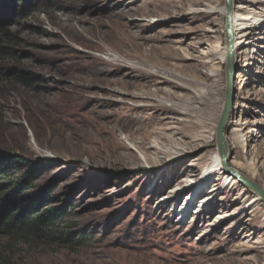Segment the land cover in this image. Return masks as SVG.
<instances>
[{
    "label": "rangeland",
    "instance_id": "rangeland-1",
    "mask_svg": "<svg viewBox=\"0 0 264 264\" xmlns=\"http://www.w3.org/2000/svg\"><path fill=\"white\" fill-rule=\"evenodd\" d=\"M178 1H1L0 155L25 161L18 172H31L30 193L47 192L53 205L45 212L63 213L54 230L72 234L66 242L55 235L42 242L2 237L0 249L14 264H264V202L240 183L227 187L222 177L211 197L210 190L199 195L202 213L187 209V223L175 222V201L165 204L172 191L183 189L180 179H197L215 165L227 87L225 17L214 13L225 0H204L179 14L170 10ZM233 6L241 19L224 128L227 164L253 173L257 180L250 181L262 188L264 0H233ZM192 12L197 21L189 24ZM185 36L183 44H169ZM196 44L214 53L200 61L210 63L202 73L210 77L205 86L217 89V106L197 130L203 144L170 146L157 138L172 139L160 120H185L184 111L153 109L172 103L132 98L134 89H120L118 81L130 68L154 73L157 64L178 66L175 50L189 60L179 65H190L189 48ZM142 137L148 162L136 149ZM12 182L0 183V205ZM184 200L176 202L178 210Z\"/></svg>",
    "mask_w": 264,
    "mask_h": 264
},
{
    "label": "bare ground",
    "instance_id": "bare-ground-1",
    "mask_svg": "<svg viewBox=\"0 0 264 264\" xmlns=\"http://www.w3.org/2000/svg\"><path fill=\"white\" fill-rule=\"evenodd\" d=\"M204 0H179L178 2H174L171 6L170 10L174 13H184L190 11L191 8L200 7ZM233 2V0H232ZM210 3L216 4V0H210ZM214 13L222 15L225 17V4L220 6V9ZM195 12H192L190 16L186 17L185 20L187 23L192 24L196 22V17L194 16ZM205 15L202 16L203 21L205 19ZM231 30H232V47H233V56H232V63L234 59L237 57V43H235V36L237 30H239V17L237 15V11L235 10L234 6L231 13ZM244 18H242L243 20ZM247 20V19H246ZM210 23V22H208ZM234 38V40H233ZM186 39L182 37L181 39L173 40L169 44L177 45L183 44ZM197 45V44H196ZM191 53L194 55L192 56L190 65H179L180 63L188 62V58L179 54L178 51L175 50L174 60L178 63V66L170 67L167 63L157 64L159 69L156 70L154 73H147L141 70L137 71L133 68H130L127 72H125L121 79H119V88L128 90L134 89L133 93H131L130 97L132 98H139L140 95L145 96H152V97H162L164 100L169 101L172 103L170 108L164 107H156L153 109H157L161 112L177 115L181 114L178 110L184 111L182 116L185 120L177 121V120H170L169 122H164L167 120L163 118L160 120L162 131L169 132L172 139H167L164 133H158V139L163 141L164 143L173 146V145H184L189 146L190 148H195L197 146L196 143L200 142L203 144V139L200 135H198L197 130L201 127H205L208 124V120L210 117V112L213 111L216 106V93L217 89L214 85L206 87L204 83L210 80V77L202 73V70L206 69L210 63H202L201 59H209L214 56V53L211 47L206 48V53L201 51V45L198 44L197 46H192L189 48ZM143 65L146 63L142 62ZM235 64V63H234ZM141 65V62H140ZM146 66V65H145ZM164 75V76H163ZM214 77V75L212 76ZM211 77V78H212ZM191 90L195 91L196 93L191 92ZM205 91V93H203ZM174 125V126H173ZM175 126H180L179 128ZM174 139V140H173ZM189 141V142H187ZM225 143L226 149L229 145V137L225 136ZM235 143L237 141L235 140ZM147 140L145 137L139 139V142L136 145V149L144 156L146 162L150 158V148L147 147ZM24 146V145H23ZM208 146V145H206ZM204 145V147H206ZM127 151V150H126ZM129 154V152H128ZM243 155L240 147H237L236 157L240 158ZM130 156V154H129ZM135 160V157H134ZM137 160V159H136ZM215 165H210L207 169L204 170L203 173L199 174L197 179L192 178V176L187 175L183 177L178 182H181L178 187H182L181 193L178 194L177 197H168L165 204L171 205L173 201L178 202L179 199L185 198L187 193V198L182 203V206L179 210L178 209L172 211L174 213V220L176 223H181L185 221L187 223L190 219V216H187V209L191 202V210L195 211L194 214L198 215L203 211V204L199 202L200 198L199 195L204 194L210 190V194L206 197H211L214 193L219 190V183L224 178L223 185H227V187L231 186V188H235L239 186V183L229 176L230 174L223 173L221 169V160L219 154L215 157L214 161ZM188 168L187 166L182 167V171ZM247 170L250 171L251 166L246 165ZM233 171L239 173L247 180H257L256 176L253 173H249V175L245 176L238 170L234 169ZM213 180L210 182V180ZM190 185V186H189ZM226 187V188H227ZM199 189V193L197 197L193 199V189ZM262 188L264 190V183H262ZM175 187L171 189L174 190ZM178 192V191H177ZM177 192L172 191L170 195H177ZM154 196L151 197V199ZM258 196H255L256 202L259 200ZM197 199V200H196ZM193 200V201H192ZM256 202L253 203L252 206L256 205ZM165 206V205H164ZM195 206V207H194ZM164 208V207H163ZM171 208V207H170ZM177 208V207H176ZM177 211V213H176ZM171 212V213H172ZM177 219V220H176Z\"/></svg>",
    "mask_w": 264,
    "mask_h": 264
},
{
    "label": "trees",
    "instance_id": "trees-1",
    "mask_svg": "<svg viewBox=\"0 0 264 264\" xmlns=\"http://www.w3.org/2000/svg\"><path fill=\"white\" fill-rule=\"evenodd\" d=\"M5 37L6 34H3L0 27V50L1 45L5 44ZM25 164L17 156L0 155V183L14 181L5 192L6 200L0 205V239L8 237L12 241L23 239L26 242H42V239L55 235L61 241H72L71 233L54 230L53 221L62 217L61 209L45 212V209L53 205L50 195L45 191L30 193L33 177L31 172H25L23 176L18 172ZM0 264H14L12 258L2 249Z\"/></svg>",
    "mask_w": 264,
    "mask_h": 264
},
{
    "label": "water",
    "instance_id": "water-1",
    "mask_svg": "<svg viewBox=\"0 0 264 264\" xmlns=\"http://www.w3.org/2000/svg\"><path fill=\"white\" fill-rule=\"evenodd\" d=\"M225 37H226V95H225V103L223 105L221 115L219 118V122L216 128V144H217V151L220 156L221 160V169L224 173L230 174L232 178H234L238 183H240L244 188L251 190L254 192L261 200L264 202V190L257 184L253 183L252 181L247 180L245 177L240 175L239 173L230 169L227 164L228 154L226 149L225 143V135H224V128L226 126L228 113L232 106V94H233V63H232V56H233V47H232V30H231V13L233 9V2L232 0H225ZM193 197L199 193L198 189L192 190ZM190 194V193H188ZM188 195L185 196V198ZM184 198V197H183Z\"/></svg>",
    "mask_w": 264,
    "mask_h": 264
}]
</instances>
